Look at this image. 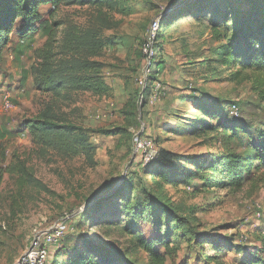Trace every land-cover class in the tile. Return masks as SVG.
Returning a JSON list of instances; mask_svg holds the SVG:
<instances>
[{
  "label": "rangeland",
  "instance_id": "obj_1",
  "mask_svg": "<svg viewBox=\"0 0 264 264\" xmlns=\"http://www.w3.org/2000/svg\"><path fill=\"white\" fill-rule=\"evenodd\" d=\"M110 2L114 7L39 8L40 22L60 24L55 52L68 25L99 27L109 40L96 59L108 88L104 95L69 93L54 103L50 95L39 93L31 67L45 38L38 31L20 35L18 21L1 49L3 166L18 158L35 184L19 192L16 176H3L0 264H16L34 231L65 218L69 230L49 264H66L67 254L79 252L104 264H149L137 236L155 241L166 236L165 224L175 249L166 264H240L246 256L242 251L258 248L256 236L264 230V169L255 170L253 163L240 189L217 186L220 179L211 181L205 171L208 183L192 180L173 187L159 183L155 165H144L133 145L140 136L155 142V156L160 150L193 158L218 155L229 139L222 126H231L237 133L230 148L251 153L250 145L264 130V104L253 91L252 76L246 71L232 78L237 67L223 65L217 48L233 40L234 21L244 24V30L258 28L264 21V0ZM215 19L221 28L218 41L209 30ZM157 20L160 26L152 33ZM49 105L88 132L91 160L80 154L64 159L33 144L24 122ZM232 106L237 116L231 114ZM148 198L160 207L142 209Z\"/></svg>",
  "mask_w": 264,
  "mask_h": 264
},
{
  "label": "trees",
  "instance_id": "obj_2",
  "mask_svg": "<svg viewBox=\"0 0 264 264\" xmlns=\"http://www.w3.org/2000/svg\"><path fill=\"white\" fill-rule=\"evenodd\" d=\"M103 4L114 7L110 0H0V52L7 42L12 27L18 21L22 29L20 35L26 36L38 31L45 38L41 48L35 51L36 64L31 67L32 81L39 93L50 95L54 103L69 93L104 95L108 88L102 79V64L96 59L100 58L108 47L109 40L101 36L99 27L66 26L59 52H55L60 24L48 20L40 22L39 14V8L42 6L55 9L60 5L79 7L89 5L98 8ZM38 22L39 24L34 26ZM102 22L107 24L103 20ZM219 24L217 19L209 24L211 36L215 41L220 40ZM231 25L234 27L233 40L217 48V55L223 65L237 67L231 74L232 78L238 79L246 71L252 76L253 91L264 104V21L258 28L252 26L246 30L244 24L239 25L237 21L232 22ZM59 56L60 58L55 61ZM52 106H46L35 118L24 122L33 144L40 151L52 152L64 159H71L80 154L91 160L92 149L88 132L81 126L67 121L62 115L56 114ZM261 113L260 123L264 126V110ZM222 132L228 135L229 139L223 141L221 147L223 152L218 155L193 158L176 156L164 150L157 152L150 165H155L153 174L159 183L177 187L188 186L192 180H199L206 184L207 180L202 176L205 171L210 173L211 181L220 179L216 182L217 186L240 189L253 163H256L255 170L264 169V130L259 133L257 142L250 145L249 155L239 154L230 148L231 139L237 133L235 127L222 126ZM4 162V156L0 154V184L5 174L16 176L15 184L19 192L35 184L23 161L17 158L6 167L3 166ZM191 162H195L194 169L189 168ZM141 206L144 210L160 207L158 202L151 198ZM164 232L166 236H159L155 241H147L142 236H137V244L149 256V264H166L167 259L174 258L175 249L170 246L166 224ZM256 244L259 247L254 248L252 252L242 251L246 256L240 264H264V230L257 234ZM155 246L161 247L163 252H158ZM85 254L82 252L67 254L65 262L66 264H104L101 258L94 260Z\"/></svg>",
  "mask_w": 264,
  "mask_h": 264
},
{
  "label": "built area",
  "instance_id": "obj_3",
  "mask_svg": "<svg viewBox=\"0 0 264 264\" xmlns=\"http://www.w3.org/2000/svg\"><path fill=\"white\" fill-rule=\"evenodd\" d=\"M159 26L158 20L153 22L152 33L156 32ZM157 89L153 91L151 100L157 99ZM231 114L237 116L238 110L235 106L231 108ZM134 151L139 153L143 164H148L155 159V142L150 138L136 137L133 145ZM68 218L64 221L53 224L46 229L33 232L31 239L24 252L18 257L16 264H49L51 257L61 247L62 241L67 235Z\"/></svg>",
  "mask_w": 264,
  "mask_h": 264
}]
</instances>
